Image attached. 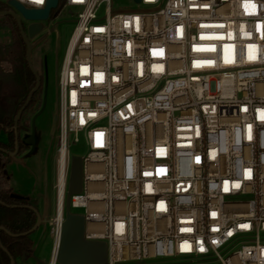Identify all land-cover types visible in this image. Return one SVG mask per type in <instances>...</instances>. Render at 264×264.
I'll use <instances>...</instances> for the list:
<instances>
[{"label": "built area", "instance_id": "2783aa9c", "mask_svg": "<svg viewBox=\"0 0 264 264\" xmlns=\"http://www.w3.org/2000/svg\"><path fill=\"white\" fill-rule=\"evenodd\" d=\"M133 2L59 0L80 12L57 78L49 264L82 142L70 208L108 264H264V0Z\"/></svg>", "mask_w": 264, "mask_h": 264}, {"label": "rangeland", "instance_id": "374dc122", "mask_svg": "<svg viewBox=\"0 0 264 264\" xmlns=\"http://www.w3.org/2000/svg\"><path fill=\"white\" fill-rule=\"evenodd\" d=\"M114 9L126 10L137 9L138 6L133 0H112ZM80 12L79 8H69L56 14L53 11L49 20L42 22V32L31 42L35 45L31 53V61L40 77V87L45 94L44 111L35 123L38 132L43 130L42 141L36 152L31 156H26L28 151H22V162L12 161L7 166L10 174V186L16 191L27 193L32 189L40 191L46 197L44 205L43 225L32 234L33 254L26 260H18L16 264H49L51 250L54 245L51 220L55 218L56 211V180H57V135L58 126L56 121L57 111V78L65 56V52L75 28V14ZM25 27L30 22L23 21ZM9 38L7 29L0 31V43L6 42ZM40 111V110H39ZM35 116V115H34ZM33 116V117H34ZM30 118L29 132L31 131ZM3 133L0 130V141ZM87 148L82 142L70 148L72 154L82 156ZM21 156H18L19 158ZM44 200V198H42ZM41 207V206H40ZM40 209L42 215L43 210ZM76 214H83L84 211L73 210ZM140 264V263H129Z\"/></svg>", "mask_w": 264, "mask_h": 264}, {"label": "trees", "instance_id": "16d2710c", "mask_svg": "<svg viewBox=\"0 0 264 264\" xmlns=\"http://www.w3.org/2000/svg\"><path fill=\"white\" fill-rule=\"evenodd\" d=\"M8 10L7 5L0 3V13ZM3 29H7L9 40L0 43V130L8 135V142L0 141V228H4L0 229V264H11L12 259L17 262L33 254L32 234H23L34 228L37 214L30 208L35 206L29 199L13 197L16 193L10 186L7 171L11 157L1 149L14 152L15 118L35 88L37 78L29 65L27 45L15 19L0 16V31ZM42 104L40 87L19 119V132L29 130L30 118L39 112ZM22 151L19 148L18 156Z\"/></svg>", "mask_w": 264, "mask_h": 264}, {"label": "water", "instance_id": "95a60500", "mask_svg": "<svg viewBox=\"0 0 264 264\" xmlns=\"http://www.w3.org/2000/svg\"><path fill=\"white\" fill-rule=\"evenodd\" d=\"M139 3L140 0H134ZM9 6L14 10H8L0 13V16H10L18 24L24 41L27 45V59L29 65L37 78V84L30 93L25 105L20 109L15 118V150L9 152L1 149L2 152L8 154L12 158L18 157L20 142L30 147V151L26 156L34 154L38 148L39 143V132L35 129V123L38 117L44 111L45 94L43 96V104L40 111L33 117L31 121V134H26L23 139L19 133V119L23 114L24 110L28 106L33 95L40 88V77L38 72L35 70L32 61L31 53L35 45L31 42L34 40L43 30L42 22L50 19V16L54 10L57 11L59 0H48L47 5L41 10H30L26 9L15 1H10ZM22 18L28 22H31L28 27H25ZM57 121V117L55 118ZM83 185V160L81 156L73 155L71 157L70 173L68 180V189L65 200V220L61 227V236L57 248L56 261L58 264H108V247L103 241H88L85 239V218L82 214H76L71 212L70 199L71 196L80 194ZM13 197L25 198L23 196L14 194ZM33 209L37 214V223L34 228L23 235H30L35 233L42 224V218L39 211ZM4 230V228H0ZM7 251V250H6ZM22 261L26 260V256H23ZM11 264H16L15 260H11Z\"/></svg>", "mask_w": 264, "mask_h": 264}, {"label": "crops", "instance_id": "0c3cea01", "mask_svg": "<svg viewBox=\"0 0 264 264\" xmlns=\"http://www.w3.org/2000/svg\"><path fill=\"white\" fill-rule=\"evenodd\" d=\"M1 132L3 133V138H2V142L4 143H7L8 142V135L1 130ZM40 136H39V143H38V147L39 145L41 144V141H42V134H43V130L40 129V131L38 130ZM25 156H21L20 158L19 157H16V158H13L12 161H19V162H22V160L24 159ZM13 189V188H12ZM13 191L17 194V195H20V196H23L27 199H29L31 202L34 203V206L35 208L39 211V213L41 214V218H42V224L43 225V222H44V214H46V207L44 205V202H46V197L43 196L41 194L40 191H36L34 189H32L31 191L27 192V193H21L20 191H16L13 189ZM44 198V200L42 199ZM41 206V207H40ZM42 208H44L43 210V215L40 211V209L42 210ZM33 252H34V249L32 248Z\"/></svg>", "mask_w": 264, "mask_h": 264}, {"label": "flooded vegetation", "instance_id": "af4514ba", "mask_svg": "<svg viewBox=\"0 0 264 264\" xmlns=\"http://www.w3.org/2000/svg\"><path fill=\"white\" fill-rule=\"evenodd\" d=\"M20 133V135H21V138L23 139V137L26 135V134H31V131L29 132V131H21V132H19ZM25 148H26V150L29 152L30 151V147H28V146H25V145H23L21 142H20V149L21 150H25Z\"/></svg>", "mask_w": 264, "mask_h": 264}, {"label": "bare ground", "instance_id": "6f19581e", "mask_svg": "<svg viewBox=\"0 0 264 264\" xmlns=\"http://www.w3.org/2000/svg\"><path fill=\"white\" fill-rule=\"evenodd\" d=\"M62 161H63V158H62ZM61 208H62V205H61V202L59 204V210L61 211Z\"/></svg>", "mask_w": 264, "mask_h": 264}, {"label": "snow or ice", "instance_id": "6c2138e0", "mask_svg": "<svg viewBox=\"0 0 264 264\" xmlns=\"http://www.w3.org/2000/svg\"><path fill=\"white\" fill-rule=\"evenodd\" d=\"M237 187H239V185H237ZM227 190V189H226ZM201 250H203V249H201Z\"/></svg>", "mask_w": 264, "mask_h": 264}]
</instances>
